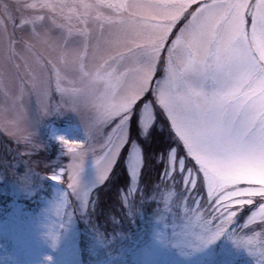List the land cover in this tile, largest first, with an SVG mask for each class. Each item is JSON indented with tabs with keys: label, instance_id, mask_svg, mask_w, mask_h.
I'll use <instances>...</instances> for the list:
<instances>
[{
	"label": "snow or ice",
	"instance_id": "1",
	"mask_svg": "<svg viewBox=\"0 0 264 264\" xmlns=\"http://www.w3.org/2000/svg\"><path fill=\"white\" fill-rule=\"evenodd\" d=\"M193 4L198 6L190 11ZM129 6L130 0H72L71 5L68 0H36L25 5L46 11L54 24L57 16L65 21L56 24L66 32L59 46L60 66L53 64L51 74L46 75L45 66L40 65L41 74L31 78L40 108L59 110L66 105L74 113L81 108L90 113L81 122L86 142L58 137L72 158L50 179L60 182L67 175V187L76 195L80 162L87 151L94 158L97 182L102 183L126 142L133 109L144 104L145 127L154 119L145 96L151 90L186 154L178 158L177 150L170 149V166L161 174V181L177 183L178 160L185 185L181 199L196 205L184 213L181 243H207L228 230L237 247L250 256L258 254L254 264H264V239L236 235L238 218L245 209L250 211L239 227L248 228L257 221L264 225V185L245 178L264 173V0H134V6L142 10L140 18L124 15ZM100 9H109L112 15L104 16ZM182 16L186 22L167 44ZM45 18L33 15L22 19L21 25L35 26ZM90 20L100 22L101 31L95 37L86 27H70L73 21L87 25ZM73 36L80 40L70 45ZM17 43L6 36L0 45L5 63L16 59ZM160 62L164 75L153 85ZM53 77L61 97V104L55 106L50 103ZM64 81L71 86H62ZM106 127L111 130L105 134ZM97 138L103 140L99 144L102 155L93 144ZM24 139L30 143L29 136ZM186 160L195 163L187 167ZM131 174L128 197L135 191L134 167ZM201 176L208 218L200 211L202 197L191 195ZM173 196L165 192V204ZM62 207L58 205V211ZM259 235L264 237V231Z\"/></svg>",
	"mask_w": 264,
	"mask_h": 264
},
{
	"label": "rangeland",
	"instance_id": "2",
	"mask_svg": "<svg viewBox=\"0 0 264 264\" xmlns=\"http://www.w3.org/2000/svg\"><path fill=\"white\" fill-rule=\"evenodd\" d=\"M34 2L36 0H0V45L6 36L18 41L14 45L16 59L12 63H5L0 56V264H254L259 259L258 254L250 256L243 247H237L228 230L207 243H181L184 213L188 207L196 205L181 199L185 185L178 160L174 173L177 183L161 181V174L170 166L167 161L170 149L177 150L178 158L186 154L151 90L145 96L151 102L149 114L154 119L145 127L144 104L133 109L126 125V142L102 183L97 182L94 158L87 151L80 162L76 195L67 187V175L62 176L60 182L50 179L66 168L72 158L58 137L86 142L81 122L86 121L90 113L84 108L74 113L66 105L59 110L40 108L31 88V78L41 74L40 65L45 66L46 75L51 74L53 64L60 66L59 46L63 45L66 32L56 27L65 23L62 17L57 16L54 24L47 19L46 11L25 7ZM68 2L71 5L72 0ZM197 6L193 4L190 11ZM100 12L104 16L112 15L109 9H100ZM142 14V10L134 6V0H130L124 15L140 18ZM33 15L46 18L35 26L21 25L22 19ZM185 22L182 16L169 34L167 44H171ZM70 27H86L92 37L101 31L100 22L91 20L87 25L73 21ZM148 36L144 34L145 39ZM79 40L77 36L71 37L70 45ZM163 75L160 62L152 84ZM55 86L53 77L50 103L54 106L61 104ZM62 86L71 85L64 81ZM135 116L133 134L130 125ZM156 123L162 132L163 126L170 132L172 145L162 155H156L162 169L152 182H147V173L152 167L147 165L149 161H143L146 155L141 139L149 136ZM110 130L111 127H106L105 134ZM28 136L30 143L24 139ZM100 143H103L100 138L93 141L97 153L102 155ZM185 163L191 167L195 162L186 160ZM133 167L135 191L128 197L133 186ZM121 169L126 178L122 184L118 183ZM245 178L264 185V173H251ZM167 191L174 196L165 204L163 197ZM191 195L202 197L200 211L208 218L210 210H205L207 193L202 176ZM58 205H63L59 211ZM249 211L245 209L238 218L236 235L262 240L264 237L259 234L264 231V225L259 221L248 228L239 227ZM232 227L230 225L229 229ZM255 247L259 248V244Z\"/></svg>",
	"mask_w": 264,
	"mask_h": 264
},
{
	"label": "trees",
	"instance_id": "3",
	"mask_svg": "<svg viewBox=\"0 0 264 264\" xmlns=\"http://www.w3.org/2000/svg\"><path fill=\"white\" fill-rule=\"evenodd\" d=\"M164 131L162 132L159 127L158 123L154 124L150 130L149 136L145 139L142 138V147L144 149V153L146 157L143 158V161L147 163V165H151L152 170L151 172H148L147 174V182H152L161 172L162 169V163L160 164L159 161H156V155L161 154L164 152L165 149L170 147L172 145V141L170 140V132H166V127H164ZM131 133L134 134L136 130V116L131 122L130 125ZM153 156L150 158L149 156ZM150 163V164H149ZM145 166V165H144ZM122 170V169H121ZM119 178L121 180L118 181V183L122 184L125 181V175L124 171L122 170V174L119 175ZM94 197V194L92 198ZM93 199H91V203Z\"/></svg>",
	"mask_w": 264,
	"mask_h": 264
},
{
	"label": "clouds",
	"instance_id": "4",
	"mask_svg": "<svg viewBox=\"0 0 264 264\" xmlns=\"http://www.w3.org/2000/svg\"><path fill=\"white\" fill-rule=\"evenodd\" d=\"M204 211H201V213L203 214Z\"/></svg>",
	"mask_w": 264,
	"mask_h": 264
}]
</instances>
